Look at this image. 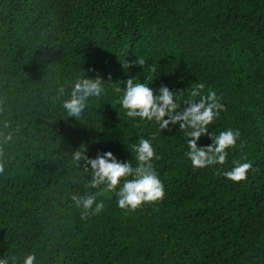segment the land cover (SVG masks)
I'll return each instance as SVG.
<instances>
[{
	"label": "trees",
	"instance_id": "trees-1",
	"mask_svg": "<svg viewBox=\"0 0 264 264\" xmlns=\"http://www.w3.org/2000/svg\"><path fill=\"white\" fill-rule=\"evenodd\" d=\"M129 79L156 94L167 86L177 112L198 85L215 92L222 107L197 143L238 131L224 163L193 167L184 121L129 116ZM84 80L101 93L69 115L64 104ZM141 139L165 194L122 208L117 190L134 175L108 190L93 184L90 161L110 152L134 172ZM245 161L243 179L224 176ZM30 255L33 264H264V0H0V260Z\"/></svg>",
	"mask_w": 264,
	"mask_h": 264
},
{
	"label": "clouds",
	"instance_id": "clouds-1",
	"mask_svg": "<svg viewBox=\"0 0 264 264\" xmlns=\"http://www.w3.org/2000/svg\"><path fill=\"white\" fill-rule=\"evenodd\" d=\"M204 87L203 84L193 88L190 92L192 102L182 112H177L179 105L177 100H174L175 94L167 87L162 86L159 94L142 82L133 83L132 79L127 82V89L123 94L122 105L128 109V115L141 119L147 118L156 121H162L161 127L167 126L170 122L184 121L187 126L192 128L188 133L191 137L187 141L189 151L186 153L190 157L193 167L204 168L207 164H223L226 158V149L235 144L239 135L238 131L229 128L220 131L219 135L215 136L213 142L207 146H199L197 141L200 136L208 131L207 126L212 122L217 114L214 109L222 107L217 101L216 93L210 92L207 96L202 95L199 89ZM101 88L98 82L84 80L82 83H76L72 92V98L65 102L64 107L69 115L79 116L84 108V102L89 96L99 97ZM199 96V100L196 97ZM188 100L185 101L187 103ZM176 113L175 115L173 113ZM167 116L169 119H164ZM185 123H181L180 127H186ZM137 154V159L142 162L140 167H137L133 172L127 162H118L112 158V154L105 153L104 157H98L90 161L93 169H97L96 179L93 184H98L107 181V189L114 190L120 184V178L128 175H134L133 179L125 180L123 185L117 190V195L120 197L118 206L125 207L126 205L135 208L144 201L161 199L164 196V187L159 177L152 169L150 163L154 156V149L151 142L147 139H141L134 147ZM77 159L81 157L77 155ZM251 167L247 161L234 164L233 167L224 172V176L231 180H241L244 178L245 172ZM94 197L89 196L83 201L85 209L91 207ZM77 205L81 204L80 200L76 201ZM101 204H97L99 210ZM34 256L26 257L24 264H33ZM0 264H6L0 260Z\"/></svg>",
	"mask_w": 264,
	"mask_h": 264
}]
</instances>
